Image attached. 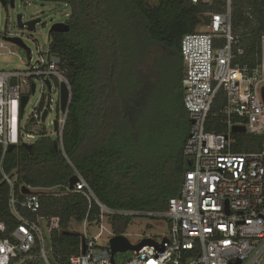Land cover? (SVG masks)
<instances>
[{
  "label": "trees",
  "instance_id": "obj_1",
  "mask_svg": "<svg viewBox=\"0 0 264 264\" xmlns=\"http://www.w3.org/2000/svg\"><path fill=\"white\" fill-rule=\"evenodd\" d=\"M39 1L70 8L65 22L69 31L49 33L50 53L63 61L70 103L62 148L55 149L56 140L42 137L30 152L22 146L13 150L4 163L12 188L2 177L0 162V222L7 233L18 223L8 207L11 190L19 200L25 195L23 187L35 192L40 203L37 215L60 221V231L51 234L50 242L53 259L64 262L79 253L81 243V234L70 231L69 224L85 219L92 224L99 215L93 201L88 210L83 195L68 191L73 175L82 177L95 197L114 209L162 211L178 195L188 170L182 149L190 128L181 87L185 74L181 40L207 27L212 14L224 12L226 0H153L151 6L147 0ZM233 2L231 25L237 41L233 50L242 51L235 63L252 68L261 58L264 0ZM152 45L179 62L168 110L159 96L153 99L139 91L147 78ZM221 106L219 100L212 113ZM213 114L210 119L215 121ZM207 130L224 132L218 125ZM236 137L239 144L234 152L254 151L263 142L247 144ZM1 152L0 148V160ZM131 221L112 217V233L125 234Z\"/></svg>",
  "mask_w": 264,
  "mask_h": 264
},
{
  "label": "built area",
  "instance_id": "obj_2",
  "mask_svg": "<svg viewBox=\"0 0 264 264\" xmlns=\"http://www.w3.org/2000/svg\"><path fill=\"white\" fill-rule=\"evenodd\" d=\"M5 1V7L9 6V0ZM211 1L192 0L193 3ZM231 10V0H226L225 11L211 15L206 32L186 34L181 40L180 56L185 67L181 80L183 105L190 120L182 155L191 164L178 195L168 200L166 209L109 208L77 175V183L68 191L83 195L89 203L88 210L93 201L99 215L92 224L86 219L83 222L79 253L59 262L52 257L51 242L47 251L43 231L45 228L51 239L52 233L60 231L59 219L37 215L40 203L35 192L19 200L11 190L8 207L18 223L7 233L5 224L0 222V264H113L109 249V240L115 236L109 225L112 217L168 222V233L160 242L153 240L154 245L133 252L134 256L121 264H264V35L260 37L261 58L254 67L235 63L236 55L242 51L233 50L237 41L232 31ZM18 31L13 35L0 32V56L11 54L6 38L21 39L22 30ZM220 40L222 44L217 43ZM47 41L44 48L36 43V57L29 48L25 49L24 68L0 70L1 173L11 188L10 173L4 170L5 160L22 144L33 145L28 139L36 137L34 128L46 122L54 106L57 128L53 131L57 145L62 148L70 86L63 61L50 53L49 36ZM61 83L69 93L64 111L60 109ZM38 89L40 96L30 114L25 115L26 105ZM53 91L56 98L47 99L45 94ZM24 96H28V100L21 111ZM219 100L222 106L213 114ZM44 111L47 114L42 122ZM212 114L215 121L210 119ZM217 125L222 126L224 132L207 130L208 126L215 129ZM233 127H243L245 131L234 133ZM246 133L261 139V148L234 152L239 144L236 136L240 138ZM90 225L92 229L88 231ZM113 261L117 264L114 257Z\"/></svg>",
  "mask_w": 264,
  "mask_h": 264
},
{
  "label": "rangeland",
  "instance_id": "obj_3",
  "mask_svg": "<svg viewBox=\"0 0 264 264\" xmlns=\"http://www.w3.org/2000/svg\"><path fill=\"white\" fill-rule=\"evenodd\" d=\"M233 1L234 0L231 2L232 9L234 5ZM153 3V0H147V4L149 6ZM69 13V6L62 3L42 2L39 0H14L13 8L10 6L5 7L0 4V32L12 35L19 33L20 31H18L16 23V16L18 14L21 15L22 22L40 18V23L35 26L33 31H21V33H23L21 38L23 44H25L26 47L33 52V56L36 57L34 54L36 43L41 45L43 48L46 47L48 45L47 38L49 36L51 26L55 23H65L68 20ZM198 31L206 32L207 28L201 27ZM6 46L11 54L0 56V70L24 68V64L27 61L26 50L12 42H7ZM146 66L149 67L146 71L147 78L145 83L139 87V91H142L143 96H153V99H156L159 96L165 104V110H168L167 99L172 96V91L174 90V81L178 72L179 62L175 56L164 52L155 45H152L148 47V59L146 61ZM39 96L40 91L38 89L26 105L25 115L30 114L32 107ZM45 96L47 99H55L56 91H53L50 94H45ZM56 117L57 111L54 106V108L49 112L46 122L34 128V134L36 137L34 139H28V141H31V143L34 144L42 137H49L52 140H56L57 137L53 131L52 125V122L56 119ZM240 136L243 139L242 143L249 144L258 140L253 135L247 133ZM106 228L108 229L107 226ZM90 229H92V225L87 227L88 231ZM69 230L82 235L84 233V224L71 222L69 224ZM43 231L46 238V249L49 251L50 235L47 233L45 228H43ZM94 232L95 230L92 231V233ZM167 233L168 222L166 220L158 221L154 219L138 218L132 220L128 225L125 237L132 245L138 244L144 238H151L158 243ZM132 256H134L132 251L118 252L115 254L114 259L117 264H121L122 261L130 259Z\"/></svg>",
  "mask_w": 264,
  "mask_h": 264
},
{
  "label": "water",
  "instance_id": "obj_4",
  "mask_svg": "<svg viewBox=\"0 0 264 264\" xmlns=\"http://www.w3.org/2000/svg\"><path fill=\"white\" fill-rule=\"evenodd\" d=\"M0 3L2 6H5L6 1L5 0H0ZM9 6L11 8L14 7V0H9ZM21 15L18 14L16 16V23H17V28L19 30H26V31H33L35 29V26L40 23V18H36V19H32L26 22H22L21 19ZM69 31V25L66 23H55L51 26L49 33L51 32H61V33H65ZM7 42H12L15 43V45L20 46L23 49H27L26 45L23 44L22 40L15 37V38H6ZM47 87L49 88V81H46ZM34 92V86L32 85V93ZM68 98H69V93H68V89L67 87L61 83L60 85V109L61 111L65 110V107L67 105L68 102ZM263 98H264V88H263ZM28 100V96H24L21 102V111L23 110L26 102ZM47 111H44L41 117V121L43 122L45 120ZM56 121H53V130H56ZM244 128L243 127H233L232 128V132L234 133H238V132H244ZM23 148H25L26 150H28L29 152L32 150L33 145L32 144H22L21 145ZM11 147H9L10 149ZM54 148L57 149V142H54ZM187 166H190V162H186ZM78 178L77 175H73L72 177H70L69 181H68V188L70 190L73 189L75 183H77ZM24 192L23 194H28L30 191L28 188L23 187ZM67 233V232H66ZM65 233V234H66ZM155 242L151 239H143L141 240L138 244L136 245H132L128 239L123 236V235H115L113 236L110 240H109V249L111 252V262L114 264L113 261V257L116 253L118 252H126V251H132V252H137L139 251L142 247L144 246H152L154 245ZM85 251V244L84 241H82V252L84 253Z\"/></svg>",
  "mask_w": 264,
  "mask_h": 264
}]
</instances>
